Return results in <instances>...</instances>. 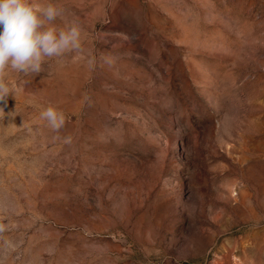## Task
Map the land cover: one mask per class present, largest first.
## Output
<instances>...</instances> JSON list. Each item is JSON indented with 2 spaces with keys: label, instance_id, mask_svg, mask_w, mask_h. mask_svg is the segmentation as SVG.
<instances>
[{
  "label": "rangeland",
  "instance_id": "rangeland-1",
  "mask_svg": "<svg viewBox=\"0 0 264 264\" xmlns=\"http://www.w3.org/2000/svg\"><path fill=\"white\" fill-rule=\"evenodd\" d=\"M41 2L81 48L5 74L0 264H264V0Z\"/></svg>",
  "mask_w": 264,
  "mask_h": 264
},
{
  "label": "clouds",
  "instance_id": "clouds-1",
  "mask_svg": "<svg viewBox=\"0 0 264 264\" xmlns=\"http://www.w3.org/2000/svg\"><path fill=\"white\" fill-rule=\"evenodd\" d=\"M62 10L41 0H0V101L7 103L13 89L6 82L8 69L17 73H39L42 64L81 48V29L73 22L58 28L55 21ZM2 109V108H0ZM3 110V109H2ZM54 132L65 125V115L49 105L41 113ZM60 139L54 136L53 140ZM4 226L0 225V231Z\"/></svg>",
  "mask_w": 264,
  "mask_h": 264
}]
</instances>
